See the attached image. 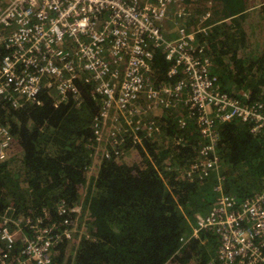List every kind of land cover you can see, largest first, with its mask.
<instances>
[{
	"label": "built area",
	"instance_id": "built-area-1",
	"mask_svg": "<svg viewBox=\"0 0 264 264\" xmlns=\"http://www.w3.org/2000/svg\"><path fill=\"white\" fill-rule=\"evenodd\" d=\"M186 1L0 0V98L14 108L47 101L57 107L67 98L81 106L79 84L91 82L99 109L85 144L94 154L88 174L99 150L98 170L103 161H116L128 141L143 151L144 139L160 129L154 117L145 118L149 110L182 108L179 126L191 120L202 140L186 173L196 181L217 177L215 190L220 194L208 214L191 227L189 237L180 241L210 231L219 239L217 264H264V178L262 190L241 200L223 194L216 153L220 124L237 119L247 123L253 135L264 129V101L248 103L227 91L214 71L207 42L196 39L197 33L207 34L211 13L201 9L193 29L187 30ZM171 14L176 33L172 39L163 34ZM158 50L169 63L164 74L154 66ZM16 144L0 123V162L19 154L13 153ZM148 160L152 164L150 156ZM55 207L58 221L48 220L45 208L15 217L7 213L14 214V207L4 211L0 264H56L53 252L70 242L81 205L70 209L61 200ZM72 211L77 213L73 219ZM88 217L84 211L83 219ZM13 226L21 232L15 252ZM83 231L73 251L82 236L88 237Z\"/></svg>",
	"mask_w": 264,
	"mask_h": 264
},
{
	"label": "trees",
	"instance_id": "trees-1",
	"mask_svg": "<svg viewBox=\"0 0 264 264\" xmlns=\"http://www.w3.org/2000/svg\"><path fill=\"white\" fill-rule=\"evenodd\" d=\"M249 3L255 5L212 0L207 34H196L199 43L207 42L214 71L227 91L248 103L264 101V7L262 0ZM193 21L189 15L186 28ZM168 65L158 50L156 71L164 74ZM79 86L81 106L67 98L57 107L47 101L14 108L0 98V123L21 147L17 156L0 162V215L8 207L16 210L7 212L10 217L45 208L47 219L58 221L59 201L70 209L81 205L77 219L88 237L79 240L72 264H207L215 254L212 236L206 243L189 241L183 247L179 241L191 233L217 194V177L196 181L186 173L202 143L192 121L181 128L178 118L184 113L162 111L156 116L160 129L144 139L143 151L128 141L117 161H103L98 172L86 178L92 153L85 144L99 105L91 82ZM218 130L216 153L224 193L241 200L262 190L264 129L253 135L247 123L233 119ZM70 215L73 219L77 213ZM65 245L57 246V264L63 261ZM19 248L16 243L14 252ZM212 264L217 262L213 259Z\"/></svg>",
	"mask_w": 264,
	"mask_h": 264
},
{
	"label": "rangeland",
	"instance_id": "rangeland-1",
	"mask_svg": "<svg viewBox=\"0 0 264 264\" xmlns=\"http://www.w3.org/2000/svg\"><path fill=\"white\" fill-rule=\"evenodd\" d=\"M201 0H199V1H193V0H188V1H186L185 3H188L187 5H186V9H185V12H186V14H185V18H187V17H189V15H192V17H195L194 15L196 14H199L198 12L201 10V9H203V8H205V6L204 5H202L201 4V2H200ZM250 1H252V0H250ZM262 1H264V0H262ZM264 3V2H263ZM264 7V6H263ZM175 9V7H173L172 8V11ZM171 11V12H172ZM171 17H172V14L171 15H169V17L164 21V23H163V34H164V36L166 35V37H168V38H174L175 37V35H176V33H175V28H174V26H173V24H172V21H171ZM193 23H194V21L192 22V24L191 25H189V26H187V28L186 29H190V30H192L193 29ZM162 111H164V110H149L148 112H147V114H145V118L146 119H149V118H155L156 119V116L157 115H159ZM165 111H167V110H165ZM168 111H170V110H168ZM180 112V113H183L184 112V110L182 109V108H175V109H171V112ZM157 120V119H156ZM16 145H18V144H16ZM101 148V147H100ZM20 151H21V147L20 146H17V147H15V149H14V151H13V153H17V152H19L20 153ZM139 152V151H138ZM93 156H94V154H92ZM92 156V157H93ZM148 156V155H147ZM145 156L143 155L142 156V161H144V162H146L145 160ZM99 160H100V150H99V153H98V156H97V159L96 160H94V162H93V168L90 170V172H91V174H88L87 173V177L86 178H88L89 176H91V175H93V174H95V173H97V171H98V168H97V165H98V162H99ZM118 160V159H117ZM116 160V161H117ZM147 161H148V158H147ZM90 166V165H89ZM90 179V178H89ZM89 179H88V181H89ZM87 181V182H88ZM86 184L84 185V187H83V193H82V195H81V200L83 199V197L85 196V194H86ZM73 223H74V225L72 226V238H71V240H70V242L69 243H66V245L64 246V251H63V257L64 258H67L72 252H73V248H74V246L76 245V243H77V240H78V237H79V235L81 234V232H82V230L84 229V225H79V223H78V219L76 220V221H73ZM13 232H15L16 233V235H15V238H16V243H20V238H21V232L20 231H18L17 230V228L15 227V226H13L12 227V229H11ZM56 254H57V247L55 248V251L53 252V255L54 256H56ZM63 258V259H64ZM56 263V262H55ZM57 264V263H56Z\"/></svg>",
	"mask_w": 264,
	"mask_h": 264
},
{
	"label": "water",
	"instance_id": "water-1",
	"mask_svg": "<svg viewBox=\"0 0 264 264\" xmlns=\"http://www.w3.org/2000/svg\"><path fill=\"white\" fill-rule=\"evenodd\" d=\"M211 16V15H210ZM21 152V151H20ZM150 160H148L147 162H149ZM5 162V161H4ZM217 192V194L214 196V199H213V201H212V203H211V205L209 206V208H208V210L204 213V214H201V215H199L198 217V219L196 220V221H198L199 219H202L206 214H208V212L210 211V209L213 207V205L215 204V201H216V198L219 196V194H220V192H218V191H216ZM221 192L223 193V194H226V195H230V194H227V193H224V190H223V187L221 186ZM8 208H10V207H8ZM7 208V209H8ZM7 209H5V210H7ZM4 210V211H5ZM4 211H3V213H4ZM3 213L0 215V218H1V216L3 215ZM190 235V234H189ZM189 235H187V236H185V238H188L189 237ZM199 235H200V237L199 238H196V239H188L187 241H180V239H179V241H180V247H183V246H185L189 241H193L194 243H196V241H200L201 243H206L207 241H208V237L209 236H212L213 238H214V241H215V247H214V251H215V254H214V256L213 257H211L208 261H207V264H208V262L209 261H213V259H214V261L215 262H217L216 261V249H217V246L219 245V239H218V237L215 235V234H213L212 232H210V231H203V230H200L199 231ZM202 238V239H201ZM74 252L75 251H73V253H71L67 258H64L63 259V261L61 262V264H72V260H71V258L73 257V255H74ZM71 256V257H70Z\"/></svg>",
	"mask_w": 264,
	"mask_h": 264
},
{
	"label": "crops",
	"instance_id": "crops-1",
	"mask_svg": "<svg viewBox=\"0 0 264 264\" xmlns=\"http://www.w3.org/2000/svg\"><path fill=\"white\" fill-rule=\"evenodd\" d=\"M200 2H201V4L204 5L205 8H207L208 10H209V8H210L211 5H212V0H201ZM263 2H264V1H263ZM247 3L249 4V6H254V5H255V4H253V3H249V0H247ZM251 4H253V5H251ZM262 6H264V3H263ZM263 10H264V8H263ZM209 12H210V10H209ZM210 57H211V56H210Z\"/></svg>",
	"mask_w": 264,
	"mask_h": 264
}]
</instances>
